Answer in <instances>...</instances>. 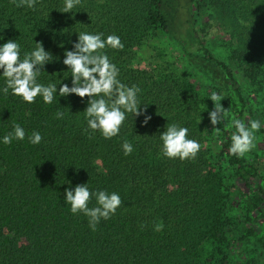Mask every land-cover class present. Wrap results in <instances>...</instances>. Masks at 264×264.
Masks as SVG:
<instances>
[{
    "label": "trees",
    "instance_id": "obj_1",
    "mask_svg": "<svg viewBox=\"0 0 264 264\" xmlns=\"http://www.w3.org/2000/svg\"><path fill=\"white\" fill-rule=\"evenodd\" d=\"M206 1L229 18L237 43L233 47L231 41L232 53L264 101V0ZM195 2H188L182 30L178 0H81L67 13L62 12L65 0H38L35 10L0 0V46L16 41L23 59L42 42L52 59L37 82L57 86L51 104L42 96L27 103L11 89L3 92L6 78L0 69V264H201L227 242V228L238 222L227 205L232 192L225 187L226 175L209 162L204 148L202 95L176 69L137 63V51L153 31L183 45L228 113L230 127L220 149L227 169L251 185L257 168L229 151L233 120L245 122V92L228 65L202 54ZM81 32L120 37L122 49L103 51L119 69L121 83L139 87L141 111L146 107L138 117L126 113L120 133L111 139L88 128L84 110L89 97L59 96L62 84L72 87L63 60ZM57 111L64 113L62 119ZM261 114L264 118V105ZM145 115L151 116L147 125ZM16 123L25 129V139L4 144ZM167 124L186 127L188 138L198 141L195 158L162 154L160 134ZM33 132L42 135L39 144L29 142ZM124 141L133 146L130 155L124 154ZM81 184L122 199L95 231L88 217L73 214L65 203L66 190ZM94 206L93 195L89 207ZM158 223L162 231H155ZM255 244L241 264H264V236H257Z\"/></svg>",
    "mask_w": 264,
    "mask_h": 264
},
{
    "label": "clouds",
    "instance_id": "obj_2",
    "mask_svg": "<svg viewBox=\"0 0 264 264\" xmlns=\"http://www.w3.org/2000/svg\"><path fill=\"white\" fill-rule=\"evenodd\" d=\"M16 7H28L35 10L38 0H12ZM81 3V0H65L62 12L71 10ZM103 33L91 34L81 32L78 35V42L73 45L74 50L65 52L63 63L68 66L72 73V87L62 84L59 88V96L76 94L81 98L89 97L88 106L84 110L88 128L93 132L99 131L104 138L111 139L120 133L121 126L126 120V113H133L138 117L146 113L141 111L137 93L139 87L133 85L128 87L118 79L119 69L112 63L108 55L103 51L107 47L123 48L119 36L113 34L103 38ZM52 55L46 51L43 43L36 42V47L31 52H25L21 59L20 45L16 41L8 40L0 46V69H3V77L6 78V86L3 92L7 94L11 89L12 94L22 97L27 103H35L37 96H42L43 101L51 104L54 94L57 93L55 83L47 86L38 83L37 78L44 65L50 62ZM98 97V98H97ZM214 102V109L209 113L211 124L214 130L228 113L220 103L221 96L211 93L209 97ZM56 117L62 119L64 113L57 111ZM151 120V116L145 115L144 124ZM233 125L236 131L231 135L232 155L244 157L254 147L256 140L255 133L261 128L259 120H251L245 124L241 119H234ZM25 129L18 123L13 125V132L3 137V143L11 144L13 139L24 140ZM91 138V136H90ZM162 154L168 158H180L181 160L195 158L200 150V144L194 139L188 138V129L177 124H167L166 131L160 134ZM28 140L36 145L42 141L39 132H33ZM123 150L125 155H130L133 146L130 142L124 141ZM93 195L96 205L89 207ZM65 203L70 205L73 214L82 213L89 220V226L96 230L100 221L108 220L114 215L122 204L120 195L116 192L109 193L106 190H98L93 193L88 184L76 185L75 189H67ZM163 224L155 225V231H162Z\"/></svg>",
    "mask_w": 264,
    "mask_h": 264
},
{
    "label": "rangeland",
    "instance_id": "obj_3",
    "mask_svg": "<svg viewBox=\"0 0 264 264\" xmlns=\"http://www.w3.org/2000/svg\"><path fill=\"white\" fill-rule=\"evenodd\" d=\"M189 1L178 0L177 4L182 6L179 13L182 30L188 17ZM193 12L199 21L197 30L200 39L204 42L202 54L223 61L232 69L236 79L242 85L248 105L244 110L245 124L251 120L261 122L260 130L255 133V147L245 154L246 159L258 170V176L251 185L247 186L239 176L230 173L227 169L220 149L222 139L230 127L229 120L226 122V117L215 126L218 130H214L209 116L214 109V102L209 98L211 93L215 92L213 84L194 66L183 45L160 30L155 33L153 31L145 41L146 44L138 49L137 63L154 68L176 69L202 95L201 126L205 136L204 148L209 162L226 175L225 187L232 192L227 205L231 217L238 223L227 228V232L225 231L227 242L218 248V252H214L215 257H206L201 260V264H241L249 257L252 247L256 246L257 236H264V118L261 114L264 101L252 89L242 63L232 53L231 41H234L233 47H236L237 43L234 40L235 30L229 24V18L206 0H196ZM186 35L189 37L190 32L187 31ZM195 48L197 47H192L193 50ZM207 250L211 251V248L208 247Z\"/></svg>",
    "mask_w": 264,
    "mask_h": 264
}]
</instances>
